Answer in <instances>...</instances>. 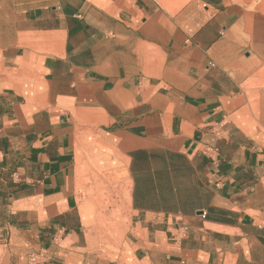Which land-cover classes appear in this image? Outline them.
<instances>
[{"label":"crops","instance_id":"crops-1","mask_svg":"<svg viewBox=\"0 0 264 264\" xmlns=\"http://www.w3.org/2000/svg\"><path fill=\"white\" fill-rule=\"evenodd\" d=\"M37 254L264 264V0H0V264Z\"/></svg>","mask_w":264,"mask_h":264},{"label":"built area","instance_id":"built-area-1","mask_svg":"<svg viewBox=\"0 0 264 264\" xmlns=\"http://www.w3.org/2000/svg\"><path fill=\"white\" fill-rule=\"evenodd\" d=\"M41 256H42V255H38V254H37V255H32L31 258H30V259H31V262H32L33 264H34V263H35V264L39 263V259L41 258Z\"/></svg>","mask_w":264,"mask_h":264},{"label":"rangeland","instance_id":"rangeland-1","mask_svg":"<svg viewBox=\"0 0 264 264\" xmlns=\"http://www.w3.org/2000/svg\"><path fill=\"white\" fill-rule=\"evenodd\" d=\"M105 257H108V256H105Z\"/></svg>","mask_w":264,"mask_h":264}]
</instances>
